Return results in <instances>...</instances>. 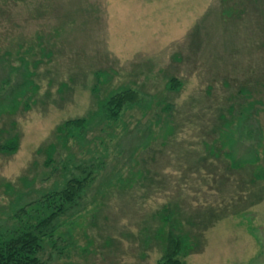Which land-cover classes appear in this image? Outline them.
<instances>
[{
	"label": "rangeland",
	"instance_id": "1",
	"mask_svg": "<svg viewBox=\"0 0 264 264\" xmlns=\"http://www.w3.org/2000/svg\"><path fill=\"white\" fill-rule=\"evenodd\" d=\"M7 77L1 226L104 163L47 264H158L169 205L202 237L186 264H264V0H0ZM124 89L142 101L109 122ZM77 119L87 135L65 128Z\"/></svg>",
	"mask_w": 264,
	"mask_h": 264
},
{
	"label": "trees",
	"instance_id": "2",
	"mask_svg": "<svg viewBox=\"0 0 264 264\" xmlns=\"http://www.w3.org/2000/svg\"><path fill=\"white\" fill-rule=\"evenodd\" d=\"M174 82V81H173ZM11 81L7 77L0 82V114L12 108H18V99H10ZM18 89L24 96L28 90L29 82ZM140 93L132 89H124L110 96L104 106V117L109 122H117L122 112L130 107L140 105ZM70 131H81L82 136L87 135L89 123L86 119L68 121L65 125ZM18 149V137L7 140L0 145V154L13 155ZM90 162L78 166L81 176L67 178L63 187L48 191L41 198L28 203L11 216L12 224L0 225V264H47L45 255H40L45 249L47 240L54 237L56 231L67 223L61 219L67 216L81 201L82 197L97 180V171L103 168V162ZM170 206V205H169ZM167 206L161 222L169 227V233L163 246V254L158 264H186V258L191 252H198L194 238L202 239L197 225H193L191 232H184L183 224L177 221L176 212ZM70 222V221H68ZM195 229V231H194ZM161 232V231H159ZM203 232V231H202ZM191 247L195 249L191 250ZM195 250V251H194ZM200 250V249H199Z\"/></svg>",
	"mask_w": 264,
	"mask_h": 264
}]
</instances>
